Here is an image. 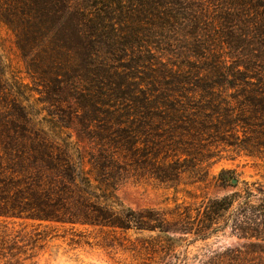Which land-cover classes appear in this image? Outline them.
Instances as JSON below:
<instances>
[{
	"label": "trees",
	"instance_id": "16d2710c",
	"mask_svg": "<svg viewBox=\"0 0 264 264\" xmlns=\"http://www.w3.org/2000/svg\"><path fill=\"white\" fill-rule=\"evenodd\" d=\"M71 1L0 0V17L20 27L24 38L53 44L67 64L83 73L84 95L79 99L96 112L100 148L87 160L91 168L84 170L69 140L59 144L43 136L1 138L0 145L16 143L20 149L8 168L11 176L0 178V217L166 233L151 211H135L118 201L116 187L128 173V159L140 175L167 183L205 170L202 165L214 145L264 163L260 0L233 2L242 9V18L235 19L255 37L253 42L240 37L226 42L242 52L231 54V63L219 56L162 58L163 34L175 31L177 16L186 19L178 14L182 1L80 0L82 7ZM252 14L253 24L246 19ZM22 158L28 161L26 167ZM231 174L222 170L216 178L219 185L236 188ZM242 183L210 202L207 220L213 224L228 215L223 228L245 240L244 257L258 262L229 264H264V185Z\"/></svg>",
	"mask_w": 264,
	"mask_h": 264
},
{
	"label": "rangeland",
	"instance_id": "374dc122",
	"mask_svg": "<svg viewBox=\"0 0 264 264\" xmlns=\"http://www.w3.org/2000/svg\"><path fill=\"white\" fill-rule=\"evenodd\" d=\"M76 1L80 7L84 5L73 0L72 6ZM179 1L182 5H178V14L186 19L177 16L175 31L163 34L162 58L219 56L231 63L229 56L242 52L229 48L227 41L240 37L253 42V31H247L235 19L237 15L242 18V9L233 7L237 0ZM227 14L233 15L231 21L226 19ZM254 18L252 14L246 19L253 24ZM13 26L0 17V139L43 136L59 144L69 140L75 143L69 148L77 164L90 169L87 160L100 148L96 140L99 128L96 112L93 114L87 100L79 99L84 95L83 73L76 65L67 64L53 44L24 38L21 28ZM3 146L1 179L11 176L8 168L17 161L15 151L20 149L16 143ZM210 152V159L202 165L205 170L182 175L175 183L140 175L128 159L126 164L131 168L126 166L128 173L122 174L116 187L118 201L135 211H151L166 233L0 217V264L258 263L244 257L248 243L223 228L228 215L211 224L207 208L213 200L241 188L242 182L264 185V163L221 145L211 146ZM80 157L83 163H79ZM21 161L28 165L26 159ZM222 170L232 173L236 188L219 185L216 178Z\"/></svg>",
	"mask_w": 264,
	"mask_h": 264
},
{
	"label": "water",
	"instance_id": "95a60500",
	"mask_svg": "<svg viewBox=\"0 0 264 264\" xmlns=\"http://www.w3.org/2000/svg\"><path fill=\"white\" fill-rule=\"evenodd\" d=\"M235 183H236V181H235V180H232V181H231V184H235Z\"/></svg>",
	"mask_w": 264,
	"mask_h": 264
}]
</instances>
